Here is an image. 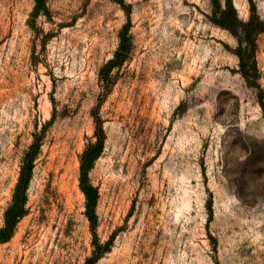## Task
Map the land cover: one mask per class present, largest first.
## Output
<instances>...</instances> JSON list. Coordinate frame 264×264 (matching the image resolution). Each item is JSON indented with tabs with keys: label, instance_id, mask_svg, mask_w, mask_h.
I'll list each match as a JSON object with an SVG mask.
<instances>
[{
	"label": "rangeland",
	"instance_id": "rangeland-1",
	"mask_svg": "<svg viewBox=\"0 0 264 264\" xmlns=\"http://www.w3.org/2000/svg\"><path fill=\"white\" fill-rule=\"evenodd\" d=\"M225 1L45 0L32 17L35 0H0V229L40 145L0 264L92 255L80 158L97 118L94 232L110 250L96 264H264V31L250 84L215 22ZM232 2L240 22L264 23V0ZM125 26L129 53L106 90Z\"/></svg>",
	"mask_w": 264,
	"mask_h": 264
},
{
	"label": "trees",
	"instance_id": "trees-1",
	"mask_svg": "<svg viewBox=\"0 0 264 264\" xmlns=\"http://www.w3.org/2000/svg\"><path fill=\"white\" fill-rule=\"evenodd\" d=\"M45 0H35L32 17L47 14ZM216 24L229 30L238 40L236 55L239 60L240 72L247 82L255 84L259 79L257 66V36L264 31V23L259 17L253 18L246 23L239 21L232 0H226L220 13L215 12ZM128 27L121 30L120 44L114 57L110 59L100 70V78L103 89H109L112 85V71L120 68L126 61L129 53V40L127 37ZM256 87L258 85L256 84ZM260 105L264 113V99L260 98ZM96 116V115H95ZM95 141H91L80 158V186L86 198V215L91 223L94 233L93 252L84 264H96L110 250L109 242L100 243L95 235L97 223L96 208L98 204V190L89 179L90 171L104 150L105 134L100 119L95 120ZM38 140L32 143L26 152L20 172L18 183L15 187L12 203L5 212L4 226L0 229V245L9 241L16 229L19 220L25 215L26 190L32 178V169L35 158L39 152Z\"/></svg>",
	"mask_w": 264,
	"mask_h": 264
}]
</instances>
